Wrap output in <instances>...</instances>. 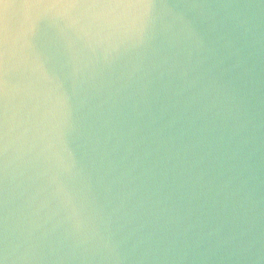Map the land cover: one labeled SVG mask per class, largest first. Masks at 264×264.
<instances>
[{"label":"water","instance_id":"1","mask_svg":"<svg viewBox=\"0 0 264 264\" xmlns=\"http://www.w3.org/2000/svg\"><path fill=\"white\" fill-rule=\"evenodd\" d=\"M24 2L0 0V19L13 5L12 37L40 56L49 119L71 108L59 179L91 231L74 239L50 216L13 71L0 264H264V0H152L165 16L149 39L112 54L74 44L63 16L29 20Z\"/></svg>","mask_w":264,"mask_h":264},{"label":"clouds","instance_id":"2","mask_svg":"<svg viewBox=\"0 0 264 264\" xmlns=\"http://www.w3.org/2000/svg\"><path fill=\"white\" fill-rule=\"evenodd\" d=\"M31 20L46 14L63 16L71 23L75 40L92 53H117L123 48L143 45L151 36L157 20L165 16L162 8L152 0H25L20 6ZM13 5L4 3V17L0 19V71L3 73V93L5 103L10 95V75L18 72L21 81L16 85L23 92L25 106L28 107L31 136L26 138L25 154L34 164L42 180L39 189L51 207L50 216L58 224L65 226L66 233L77 240L89 238L91 231L84 208L60 179L63 169V141L60 133L62 125L71 119V108L65 105L53 122L49 119L48 76L38 53L32 50L27 39L12 37L7 14ZM32 32L29 25L27 33ZM108 56V55H105ZM101 251L106 245L102 239L98 243ZM107 259L106 255L101 256Z\"/></svg>","mask_w":264,"mask_h":264},{"label":"snow or ice","instance_id":"3","mask_svg":"<svg viewBox=\"0 0 264 264\" xmlns=\"http://www.w3.org/2000/svg\"><path fill=\"white\" fill-rule=\"evenodd\" d=\"M3 73L0 71V100L4 98V93H3Z\"/></svg>","mask_w":264,"mask_h":264}]
</instances>
